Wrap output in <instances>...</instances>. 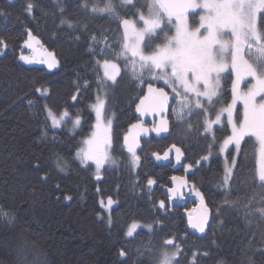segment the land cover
<instances>
[{"label": "trees", "instance_id": "obj_1", "mask_svg": "<svg viewBox=\"0 0 264 264\" xmlns=\"http://www.w3.org/2000/svg\"><path fill=\"white\" fill-rule=\"evenodd\" d=\"M34 2L35 20L23 10L26 0H15L13 4L0 0V9L7 13L6 17H0V38L8 45L5 50L0 48L4 52L0 56V207L17 217L12 225L0 222V264H12L16 239L21 236L35 244L46 264H121L118 256L121 248L128 253L129 264H150L148 249L153 246L159 249L161 237L169 235L177 238L189 256L194 250L208 251L209 256L201 258L200 264H219L220 260L225 264H247L249 257L255 264H261L258 249L264 244V221L249 217L251 223H246L241 212L223 203L224 191L219 185L224 161L218 148L230 133L227 124L215 130L211 160L203 161L199 168L194 166V171L187 172L183 163L176 165L174 161L171 166L157 165L152 154L163 153L172 144L181 147L185 159L195 165L207 153L210 143L200 129L202 118L193 120L190 129L187 123L176 120L172 104L171 134L160 141L152 136L150 141L143 140V149L138 152L140 166L134 168L123 137L137 122L135 109L147 82L141 86L136 79L125 76L123 82L110 87L106 104L107 113L114 115L111 153L118 164L104 168L100 180L95 179L93 166L90 165L91 171L81 166L75 155L93 129L95 116L90 106L97 94L98 68L85 43L78 44L67 31H58L59 12L54 0ZM76 2L65 0L67 10L71 11ZM88 23L91 29L92 23ZM26 29L56 53L60 61L57 72L26 67L19 62ZM94 30L108 31L109 40L112 36L120 38L115 21L100 20ZM232 79L230 74L223 78V99L216 105L217 110L231 102ZM85 83L87 88L83 87ZM78 86L79 95L73 102L71 97ZM38 88L48 89V97H42ZM29 99L34 101L32 106ZM45 104L55 113L68 110L72 116L79 115L78 130L71 133L65 127L52 128L46 119ZM45 130L48 136L42 137ZM251 139L246 137L245 143ZM241 147L237 158L240 172L235 177L239 185L233 188L231 199H244L254 188L251 176L258 157L250 144ZM57 154L67 161L65 172L55 166ZM174 175L186 176L204 196L211 220L203 237L190 234L186 228L185 212L193 208L194 199L188 197L175 207L170 205L165 188L171 186ZM147 178L157 181L151 190ZM69 195L72 199H65ZM108 197L118 202L112 210L111 227L98 218L106 215L99 202L107 201ZM161 200L166 209L158 208ZM155 221L162 222L163 232L152 235L147 228H141L138 239L124 235L134 222Z\"/></svg>", "mask_w": 264, "mask_h": 264}, {"label": "snow or ice", "instance_id": "obj_2", "mask_svg": "<svg viewBox=\"0 0 264 264\" xmlns=\"http://www.w3.org/2000/svg\"><path fill=\"white\" fill-rule=\"evenodd\" d=\"M14 2L15 0H8L9 4ZM54 2L59 12L58 31H67L78 44L85 43L98 68V94L95 103L90 106L95 112L96 123L94 131L82 141V146L76 153L81 166L90 171V165L94 166L95 179L100 180L101 169L109 162L113 129L111 119H105L108 88L123 82L125 76L136 79L141 86L147 79V95L136 106V111L141 116L151 113L163 117L169 111L171 102L175 105L173 112L176 120L186 122L190 129L193 120L202 118L200 129L203 138L210 143L207 153L196 161V168L200 167L201 161L211 160V141L215 140L216 126L224 124L226 114V122L231 131L218 148L225 159L219 185L224 191L223 203L241 212L246 223H251L249 217L264 221V0H145V3H139L138 0H77L71 11L67 10L65 0ZM36 9L34 0H26L23 5L24 12L33 20L36 18ZM6 15L0 9V17ZM103 19L115 21L120 36L118 40L115 36L109 40L108 31L97 33L94 30L98 21ZM88 22L92 23L91 29ZM26 34L28 39L24 41L25 48L32 49L34 42L40 43L30 29H26ZM7 47V43L0 38V48ZM3 54L0 51V55ZM19 59L25 64L45 63L49 69L60 67L53 52L39 61L34 56L23 53ZM99 69H102V75H99ZM224 73L234 76L231 82V102L217 110L216 105L223 99L221 80ZM105 81L110 83L105 84ZM151 81H162L172 95L164 87H154ZM83 87L87 88V83ZM79 88L80 86L71 97L73 102L79 95ZM101 89L104 91L103 96L99 94ZM37 91L42 97L49 95L48 89L38 88ZM28 104L32 106L34 101L29 99ZM238 104H242L239 113ZM44 107L46 119L51 121L54 129L66 124L74 127L81 125L79 115L73 119L68 110H63L57 116L47 104ZM132 128L138 131L124 136L123 145L130 154L132 166L137 168L141 159L137 152L141 149L140 136L149 132H155L157 136L168 133L169 121L161 118L159 125L151 129L143 124H133ZM47 136V130L43 131L42 137ZM246 137L252 139L245 143ZM242 144L245 148L250 144L258 157L257 167L251 176L254 188L251 195L244 199H231L233 188L239 185L235 177L240 172L237 158L241 155ZM230 147L232 152H228ZM170 154H174L176 165L183 163L186 171H194V165L185 159L184 151L176 144H172L163 155L153 153L157 161H170ZM35 166L39 168V164ZM55 166L58 171L65 172L67 161L57 154ZM44 179L47 180V176ZM171 179L176 182V186L168 191L173 194L171 198L175 199L176 194L188 186L189 182L183 176L174 175ZM156 183L155 179L147 178L149 190ZM56 187L59 188L60 185L57 184ZM191 190L199 197L203 211L195 217L189 213L188 225L204 234L209 227L210 210L204 204L203 194L195 185H191ZM65 199L71 200L72 197L69 195ZM99 203L106 215H99L98 218L105 220L111 227L113 205L118 202L108 197L106 202L101 199ZM158 208L166 209L163 200L159 201ZM9 211L0 207V222L12 225L17 217L10 215ZM141 228H147L152 235L164 231L160 221L145 225L134 222L124 235L126 238L138 239V229ZM258 250L261 264H264V244ZM148 252L150 264H200L201 258L209 256L206 250H194L189 256L184 253L174 235L162 236L161 247H150ZM118 256L121 264H129L128 253L123 248L118 251ZM12 264L46 262L35 244L21 236L16 239ZM219 264L225 262L220 260ZM247 264H255V260L249 257Z\"/></svg>", "mask_w": 264, "mask_h": 264}, {"label": "water", "instance_id": "obj_3", "mask_svg": "<svg viewBox=\"0 0 264 264\" xmlns=\"http://www.w3.org/2000/svg\"><path fill=\"white\" fill-rule=\"evenodd\" d=\"M25 33H26V30H25ZM36 38H37V40L40 41V43L39 44H36L34 42L32 49L25 48L24 47V42H23L22 47H21V50L19 51V56L21 55V53H23L24 55L34 56L37 59V61H39L42 58L46 59L48 57V53L49 52H53L56 55V53L54 51L49 50L45 45H43L42 41L37 36H36ZM27 39H28V37L26 36V39L25 40H27ZM3 50H5V49H3ZM0 56H2V55H0ZM56 58L58 59L57 56H56ZM18 60H19V62L21 64H23L26 67L43 68V69L47 70L48 72H57L60 69V67L59 68H55V69H49L45 63H39L38 62V63H34V64H25L19 58H18ZM59 64H60V61H59ZM153 86L154 87H160V86H156L154 84H153ZM165 91H167V90L165 89ZM144 95H147V86L145 88ZM143 96L140 98V100L143 99ZM138 104H139V102H138ZM170 109H171V105L169 103V111L166 112L165 114H163V117L161 115H159V114L153 115L151 113H149L147 115H144V116H141L140 113L137 112L136 109H135V115L137 117V122H135L134 124H143L144 127L151 129L154 126H158L159 125V122H160L161 118H165V119H167L169 121V132L168 133H161L159 136H157L155 132H149L147 135H141L140 136L141 149H138L137 152H141L142 151V149H143V140L150 141L151 136H152L155 140L160 141V140L166 138L168 135L171 134V121H170V118H169ZM136 131H138V130L137 129H133L132 126H130L129 129H128V131H127V135H129L130 133L134 134ZM167 149L165 151H167ZM163 153H160V154L163 155ZM151 157H152L153 163H155L157 165H160V166H164V167L165 166H171L172 165V162L174 161V154H170V161H157L155 159V156L153 154H152ZM175 186H176V182L172 181L171 182V186L165 188V193L168 195L169 201H170V205L172 207H175L176 205L179 204L180 201L184 200L186 197H188L190 195V190L188 189V186H186L183 189H181L180 192H178L176 194V198L175 199H172L171 197H172L173 194L170 193L168 191V189L169 188H172V187H175ZM202 211H203V209H202L201 203H198L197 206H196V209L192 210L191 212H185V219L187 221L186 228H187V230L189 231L190 234H193V235H195L197 237H203V236H205L207 234V232H208V228L209 227L206 229V232L204 234H201V233L195 231L194 229H192L188 225L189 213H191L192 216L195 217L198 214H200ZM210 220H211V212H210V217H209V225H210Z\"/></svg>", "mask_w": 264, "mask_h": 264}, {"label": "rangeland", "instance_id": "obj_4", "mask_svg": "<svg viewBox=\"0 0 264 264\" xmlns=\"http://www.w3.org/2000/svg\"><path fill=\"white\" fill-rule=\"evenodd\" d=\"M141 3H145V0H141ZM227 74H229V73H224L223 74V78L227 75ZM233 79H234V76H233ZM146 82H148L147 81V79L145 80ZM153 82V84L154 83H157V84H161L162 86H164L167 90H168V92L170 93V95H172V93H171V90L168 88V86L167 85H164L163 84V82L162 81H160V82H157V81H152ZM110 82H107V81H105V84H109ZM154 85H156V84H154ZM221 85H222V87H223V79L221 80ZM109 90H110V87L108 88V93H109ZM98 94V93H97ZM97 94H96V96H97ZM99 94L101 95V96H103L104 95V91H103V89H101L100 90V92H99ZM95 101H96V98H95ZM95 101L92 103V104H94L95 103ZM91 104V105H92ZM92 109V108H91ZM241 111L242 110V104H238L237 105V112L238 111ZM92 111H93V109H92ZM55 113V112H54ZM62 113V112H61ZM61 113H55L57 116H59ZM93 113H94V116H95V112L93 111ZM72 118L74 119L75 118V116H72ZM105 119L107 120V119H111V121H112V129H113V123H114V115L113 114H108L107 113V111H106V105H105ZM50 121V120H49ZM50 123H51V121H50ZM95 123H96V120L94 121V124H93V129H92V131H94V125H95ZM183 123H186V122H183ZM225 124H227V122H226V114H225V118H224V124L222 125V126H220V125H218V126H216V129L217 128H220V127H223ZM228 127H229V129H230V126L229 125H227ZM63 127H65L69 132H71V133H75L77 130H78V128L79 127H74L72 124H66L65 126H62L61 128H63ZM60 129V128H59ZM215 129V130H216ZM92 131H91V133H92ZM230 131H231V129H230ZM230 134V133H229ZM228 134V135H229ZM91 135V134H90ZM89 135V136H90ZM227 137V136H226ZM225 137V138H226ZM88 138V137H87ZM86 138V139H87ZM224 138V139H225ZM85 139V140H86ZM223 139V140H224ZM223 140L221 141V143H220V145H222V142H223ZM82 146V145H81ZM230 148H232V147H230ZM229 148V149H230ZM229 149H228V151H229ZM77 151H79V149L77 150ZM77 153V152H76ZM220 155H221V157H222V159H223V161H224V167H225V159H224V154H222V153H220ZM75 158H76V155H75ZM130 159H131V157H130ZM78 160V159H77ZM115 161V163L113 164L112 163V161ZM258 160V159H257ZM79 161V160H78ZM80 162V161H79ZM203 161H201V163H202ZM118 164V161H117V159L116 158H114L113 157V155H112V153H111V151H110V159H109V162L108 163H106L105 165H104V168H106V167H108V166H116ZM195 166V165H194ZM94 167V166H93ZM104 168L103 169H101V176H102V174H103V170H104ZM186 170V169H185ZM188 172V171H187ZM94 175H95V170H94ZM177 176H180V175H177ZM183 177H185L186 178V176H183ZM187 179V178H186ZM191 183L189 182V185H188V189H190V191H191V193H190V195H189V197L190 198H192V199H194L195 200V205L193 206V208H191V210H187L188 212H191L192 210H194V209H196V206H197V204L198 203H200V199H199V197H197L196 195H195V193L191 190ZM106 202V201H105ZM184 202V200L181 202V203H183ZM204 204L206 205V203H205V200H204ZM116 204H114L113 205V207L115 206ZM207 206V205H206ZM203 209V208H202ZM137 223V222H136ZM140 224H142V225H145V224H143V223H140ZM139 230V229H138Z\"/></svg>", "mask_w": 264, "mask_h": 264}, {"label": "flooded vegetation", "instance_id": "obj_5", "mask_svg": "<svg viewBox=\"0 0 264 264\" xmlns=\"http://www.w3.org/2000/svg\"><path fill=\"white\" fill-rule=\"evenodd\" d=\"M161 87V86H160ZM172 104V103H171Z\"/></svg>", "mask_w": 264, "mask_h": 264}]
</instances>
